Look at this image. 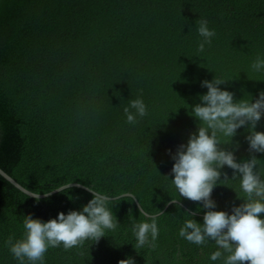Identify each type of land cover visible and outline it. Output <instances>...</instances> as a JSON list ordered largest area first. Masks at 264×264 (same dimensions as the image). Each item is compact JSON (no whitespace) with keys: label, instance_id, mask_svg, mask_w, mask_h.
<instances>
[{"label":"trees","instance_id":"obj_1","mask_svg":"<svg viewBox=\"0 0 264 264\" xmlns=\"http://www.w3.org/2000/svg\"><path fill=\"white\" fill-rule=\"evenodd\" d=\"M199 18L216 33L203 53ZM257 55L264 56V0H0V168L40 195L73 183L133 195L112 200L116 230L67 251L50 248L45 264H117L127 256L136 264H222L208 259L214 242L178 236L187 214L202 223L206 210L171 185L169 150L197 131L187 105L206 93L201 81L217 76L235 99L258 98L264 73L250 70ZM138 96L148 115L129 125L123 109ZM256 130L264 132V118ZM247 135L242 128L234 138L238 160L251 158ZM222 172L231 179L233 170ZM236 192L243 196L239 178L217 186L216 210L242 203ZM92 196L70 187L32 198L0 175V264H18L5 242L22 237L23 215L48 221ZM171 199L178 201L168 206ZM141 210L161 212L160 234L155 248L138 254L131 224Z\"/></svg>","mask_w":264,"mask_h":264},{"label":"clouds","instance_id":"obj_2","mask_svg":"<svg viewBox=\"0 0 264 264\" xmlns=\"http://www.w3.org/2000/svg\"><path fill=\"white\" fill-rule=\"evenodd\" d=\"M196 33L200 37L198 52L203 53L210 46L216 33L209 27V21L199 18ZM250 70L264 73V56L257 55L250 64ZM223 78L214 76L212 80L201 81L207 91L199 95V103L189 106L190 115L199 123L197 131L190 135L186 144H181L174 154L171 185L179 197L198 202L204 211L203 222H197L194 214H187L178 236L191 244L202 246L209 241L215 243L216 250L208 259L222 260V264H264V159L255 154H264V132L257 131L258 123L264 118V91L258 98L235 99V94L226 88ZM126 122L136 125L139 119L148 115V105L142 97L128 100L123 109ZM245 128L248 135L250 159L238 160L236 152L239 141H234L238 130ZM233 170L231 179L222 170ZM223 176V179L221 177ZM168 179L167 177H165ZM239 178L238 206L231 211L216 210L217 204L212 193L226 181ZM67 186V185H65ZM63 186V187H65ZM62 188V187H60ZM57 188L56 190H60ZM92 199L80 210L60 212L53 219L43 221L32 214L23 215V234L13 242L9 237L5 242L18 264H45L50 248L63 247L64 250L77 248L86 241L99 242L106 237V230H116L120 223L113 212L114 197L88 188ZM51 192L45 194L49 195ZM37 196L38 194L33 193ZM178 200L171 199L176 204ZM200 207L196 209L199 213ZM161 212L150 214L142 211L143 219L133 220L131 232L134 250L153 249L160 234L159 216ZM117 264H136L134 257L127 256Z\"/></svg>","mask_w":264,"mask_h":264},{"label":"water","instance_id":"obj_3","mask_svg":"<svg viewBox=\"0 0 264 264\" xmlns=\"http://www.w3.org/2000/svg\"><path fill=\"white\" fill-rule=\"evenodd\" d=\"M0 175H1L4 179H6L9 183H11L16 189H18L19 191H21L22 193H24V194H26V195H28V196H30V197H32V198H37L36 195H33V192H31V191L27 190L26 188H24L23 186H21L18 182H16L11 176H9V175H8L6 172H4L1 168H0ZM70 187L81 188V189H84V190L88 191L89 193L93 194L92 192H90V191L88 190L87 187H85V186H83V185H81V184H75V183H73V184H68V185L65 186V187L62 186V188H60V190H54V191H52L49 195H40V194H38V199L47 198V197H49V196H51V195H53V194H56V193H58V192H60V191H62V190H64V189H67V188H70ZM132 196H133V195H131V194H124V195H121V196H119V197H117V198H113V199H118V198H122V197H132ZM170 204H172V203H169L168 206H169ZM138 205H139V204H138ZM168 206H167V207H168ZM139 207H140V205H139ZM167 207H166V208H167ZM140 209H141V208H140ZM141 211H142V210H141Z\"/></svg>","mask_w":264,"mask_h":264}]
</instances>
